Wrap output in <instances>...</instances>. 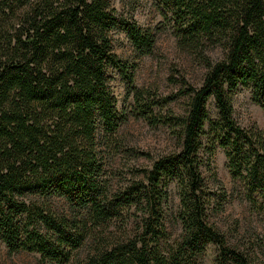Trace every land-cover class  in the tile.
<instances>
[{"label": "trees", "instance_id": "1", "mask_svg": "<svg viewBox=\"0 0 264 264\" xmlns=\"http://www.w3.org/2000/svg\"><path fill=\"white\" fill-rule=\"evenodd\" d=\"M153 1L176 48L205 69L199 87L180 78L164 98L136 88L135 65L112 49L119 32L137 56H150L155 32L118 15L110 0H0V243L8 253H33L37 264H200L212 246L214 264H253L256 245H228L210 219L227 200L211 163L219 149L242 200L264 220V131L240 127L231 107L247 89L264 112V0ZM216 47L222 57L210 61ZM114 76L132 112L165 125L177 146L131 170L116 191L106 166L125 116ZM177 97L187 101L183 115L154 113ZM172 183L180 235L167 245Z\"/></svg>", "mask_w": 264, "mask_h": 264}, {"label": "rangeland", "instance_id": "2", "mask_svg": "<svg viewBox=\"0 0 264 264\" xmlns=\"http://www.w3.org/2000/svg\"><path fill=\"white\" fill-rule=\"evenodd\" d=\"M116 13L122 17L133 19L140 27L150 28L155 32L153 50L150 56H137L132 47L119 32L112 33L113 53L122 61L135 65L133 84L144 89L157 98L176 94L179 89L178 79L182 78L186 85L197 88L201 84L205 69L197 63L193 56L178 50L169 26L162 20L153 0H110ZM210 61L222 57L220 48L207 50ZM116 101V109L125 116V121L116 133L117 154L107 162L109 185L112 191L121 188L129 179L133 169H149L152 160L160 155L177 151L176 142L165 125L150 126L132 112V100L125 96L124 85L117 76L110 84ZM187 101L177 97L161 109L154 108L160 115H183ZM232 116L242 128L255 127L264 131V112L250 100L247 89H239L231 100ZM210 119L216 113L211 99L205 106ZM169 111V112H168ZM206 128V127H205ZM144 153L147 156H136ZM213 168L221 187L226 194L223 210L210 219L216 229L223 234L228 245H256L252 257L253 264H264V220L251 213L239 194V186L233 184L225 168L222 152L217 149L212 157ZM203 176L210 182L208 173L202 170ZM141 179L140 176L136 177ZM169 205L165 213L167 228V245L176 242L180 235V227L174 216L178 207L175 186H168ZM52 207L58 212L67 214L68 208L60 199L51 200ZM163 249L164 245L160 244ZM216 249L207 246L197 257L200 264H214ZM38 256L33 253H8L0 243V264H37Z\"/></svg>", "mask_w": 264, "mask_h": 264}]
</instances>
